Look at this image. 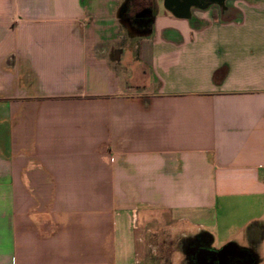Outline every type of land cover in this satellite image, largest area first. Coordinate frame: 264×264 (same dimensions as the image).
Instances as JSON below:
<instances>
[{
  "label": "crops",
  "instance_id": "crops-1",
  "mask_svg": "<svg viewBox=\"0 0 264 264\" xmlns=\"http://www.w3.org/2000/svg\"><path fill=\"white\" fill-rule=\"evenodd\" d=\"M155 2L139 32L127 0H0V264H264V0Z\"/></svg>",
  "mask_w": 264,
  "mask_h": 264
},
{
  "label": "flooded vegetation",
  "instance_id": "flooded-vegetation-1",
  "mask_svg": "<svg viewBox=\"0 0 264 264\" xmlns=\"http://www.w3.org/2000/svg\"><path fill=\"white\" fill-rule=\"evenodd\" d=\"M212 1V0H177L178 7H185L192 2ZM154 0H127L123 13L126 15L128 24L137 31H147L151 27L155 13ZM175 9V6H173ZM219 250V249H218ZM203 239H193L184 245V255L186 264H220L217 251ZM246 254H250L247 251ZM247 256L240 258L239 255L230 257L227 264H247Z\"/></svg>",
  "mask_w": 264,
  "mask_h": 264
},
{
  "label": "rangeland",
  "instance_id": "rangeland-1",
  "mask_svg": "<svg viewBox=\"0 0 264 264\" xmlns=\"http://www.w3.org/2000/svg\"><path fill=\"white\" fill-rule=\"evenodd\" d=\"M155 1V0H154ZM155 3V7L157 2ZM164 6V0H161V11ZM162 13V12H161ZM217 243L219 249H221L225 244L223 239H220ZM184 243L173 244L169 241H162L161 243L157 242L156 244L151 243L147 245L146 251V263L147 264H186L185 255H184ZM149 248V249H148ZM262 258L264 263V244L262 246Z\"/></svg>",
  "mask_w": 264,
  "mask_h": 264
},
{
  "label": "water",
  "instance_id": "water-1",
  "mask_svg": "<svg viewBox=\"0 0 264 264\" xmlns=\"http://www.w3.org/2000/svg\"><path fill=\"white\" fill-rule=\"evenodd\" d=\"M211 2L221 4L223 0H212ZM164 6L165 8L170 10L174 15L179 17H186V15L189 13V8H190V4L183 8L178 7L177 0H164ZM173 6H175V9L173 8ZM216 253L219 257L220 264H227L228 258L235 257L237 255H239L240 258L247 256L249 258L247 264L257 263V258L254 253L250 252V254H246L247 253L246 250L239 248L234 243H229L223 246Z\"/></svg>",
  "mask_w": 264,
  "mask_h": 264
}]
</instances>
